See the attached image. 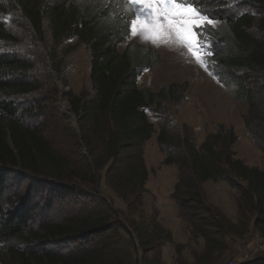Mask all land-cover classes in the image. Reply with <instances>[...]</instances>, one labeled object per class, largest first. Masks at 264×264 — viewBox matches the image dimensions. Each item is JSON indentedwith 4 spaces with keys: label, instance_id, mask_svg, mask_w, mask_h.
<instances>
[{
    "label": "trees",
    "instance_id": "16d2710c",
    "mask_svg": "<svg viewBox=\"0 0 264 264\" xmlns=\"http://www.w3.org/2000/svg\"><path fill=\"white\" fill-rule=\"evenodd\" d=\"M212 1L201 0V11H217ZM234 1L241 3L239 10L216 13L213 20L219 26L208 25L205 40L215 50L210 62L229 78L226 85L236 83L233 91L247 105L245 127L264 154V0ZM117 8L116 0H10L9 14L0 8V15L12 16L10 26L0 23V44L16 48L0 52V264H163L160 250L170 234L154 219L147 227L127 222L136 247L123 213L110 207L99 189L104 176L129 214L137 213L148 176L143 147L153 134L147 115L152 109L159 120L157 142L164 165L178 169L172 194L178 218L204 241L203 255L222 251L232 229L206 203L203 183L230 185L239 192V203L257 215L255 228L264 222V171L234 159L231 129L220 126L199 147L193 143L190 130L164 109L182 101L187 85L172 84L158 92L138 86L139 77L161 59L151 47L127 43ZM71 39L76 45L70 50L84 46L90 65L89 86L66 94L78 132L62 119L75 147L81 141L86 148L77 163L52 146L44 122H23L44 114L34 99L43 86L33 76L30 59L22 55L23 42L37 56L42 46L47 50L59 79L58 53ZM47 181L62 191L50 189L41 209L33 192ZM62 200L63 214L56 222L52 212ZM204 261L202 257L199 264Z\"/></svg>",
    "mask_w": 264,
    "mask_h": 264
},
{
    "label": "rangeland",
    "instance_id": "374dc122",
    "mask_svg": "<svg viewBox=\"0 0 264 264\" xmlns=\"http://www.w3.org/2000/svg\"><path fill=\"white\" fill-rule=\"evenodd\" d=\"M9 1L0 0V8L5 9L8 14ZM200 2L201 0H193L194 5L203 10ZM212 3L218 7V10L208 14L203 12L210 19L215 18L216 13L227 12V14H231L237 12L241 5V3L234 0H213ZM11 21V15H0V23H4L5 26H10ZM16 25L17 23L14 21L12 23L14 30H16ZM212 25L214 27L219 26L216 23ZM132 42L151 47L161 59L160 64L145 71L139 77L138 86L140 88L158 92L160 89H166L172 84L188 86L180 103H167L164 109L172 115L177 125H185L190 130L193 143L197 147L205 141L208 135L216 134L220 126L231 129L236 136L235 143L231 148L234 159L241 162L244 167L264 171V154L254 146L245 127L244 117L248 113L247 105L244 101H240L235 91H233L236 83L226 85L229 78L225 74L224 77L216 65L211 62L208 63V71H205L186 52L182 55L180 50H170L164 46L156 47L151 43L143 42L139 37L129 36L127 43ZM26 44V42L22 44V55L30 59V63L34 66L33 76L42 83L44 90V92L34 95V99L38 102L35 106L42 108L44 114L40 115L39 118L28 117L27 120H23V118L21 120L23 122H34V124L44 122L46 132L53 142L52 146L61 150L66 159L77 163V160H81L80 156L87 154L86 148L81 144V141H78L75 147V139L73 137L74 140H70V132L66 130L67 124L62 119H67L70 123L69 127L78 132L77 121L74 125L66 117V114L71 115L66 94L68 91L78 94L81 88L89 86L88 51L84 46H79L73 52L70 49L76 43L72 39L68 40L58 53L57 62L61 66L58 79L53 70V63L49 60L47 50L42 46L39 56H37L38 53ZM13 48L9 44H0V52L2 53H11L16 49ZM122 49L123 46H120L119 51H122ZM211 50L212 52L215 51L212 45ZM207 59L210 61V58ZM56 83L58 86L55 85ZM147 115L153 125V134L143 147L144 166L147 169L148 176L143 187L145 193L138 203L137 213L131 212L129 214L126 203L109 190L105 178L102 176L99 189L107 204L123 213L125 225L127 222L133 221L135 223L141 222L147 227L150 220L154 219L170 234V241L165 243L160 250V258L163 264H197V262L199 264L202 257L206 258L203 264H247L253 260L261 261V257L264 256V222L256 229L254 220L257 215L251 212L248 205L239 203V192L236 189L221 181L203 183V193L206 203L212 205L224 215L227 222L231 224L232 229L222 241L224 247L222 251H215L211 256L203 255L204 241L191 232L186 223L179 218L177 220L175 214L172 213L174 206L172 194L178 179V169L173 164L171 166L164 165L165 155L160 151L157 142L158 116L154 109ZM10 178H14L13 175ZM26 183L27 181L21 186L24 190L28 187ZM49 183L48 181L47 183L42 182L36 188L37 192H33L41 209L45 208L50 189L56 192L62 191L56 185L52 187ZM63 205L64 201L61 202V206H56L57 209L54 213L52 212L56 222L61 221ZM158 207L161 210V215ZM155 211L157 212L154 216ZM127 227L132 234L136 247H138L131 225L127 224ZM138 257L140 258V250Z\"/></svg>",
    "mask_w": 264,
    "mask_h": 264
},
{
    "label": "snow or ice",
    "instance_id": "6c2138e0",
    "mask_svg": "<svg viewBox=\"0 0 264 264\" xmlns=\"http://www.w3.org/2000/svg\"><path fill=\"white\" fill-rule=\"evenodd\" d=\"M125 31L156 47L190 54L208 71L207 59L214 53L205 40L207 26L217 23L196 7L193 0H116ZM126 8L127 11L123 9ZM117 15L113 13V17Z\"/></svg>",
    "mask_w": 264,
    "mask_h": 264
},
{
    "label": "water",
    "instance_id": "95a60500",
    "mask_svg": "<svg viewBox=\"0 0 264 264\" xmlns=\"http://www.w3.org/2000/svg\"><path fill=\"white\" fill-rule=\"evenodd\" d=\"M55 85L58 86L57 83ZM66 117H68L73 122L74 125L76 124L75 117H73L72 115H68V114H66ZM260 262L264 263V260H261Z\"/></svg>",
    "mask_w": 264,
    "mask_h": 264
},
{
    "label": "crops",
    "instance_id": "0c3cea01",
    "mask_svg": "<svg viewBox=\"0 0 264 264\" xmlns=\"http://www.w3.org/2000/svg\"><path fill=\"white\" fill-rule=\"evenodd\" d=\"M173 205H174V203H173ZM158 210H159L160 215H161V210H160L159 207H158ZM172 213L175 214V216H176V218H177V220H178V215H177V208H176V205L173 206V208H172Z\"/></svg>",
    "mask_w": 264,
    "mask_h": 264
},
{
    "label": "built area",
    "instance_id": "2783aa9c",
    "mask_svg": "<svg viewBox=\"0 0 264 264\" xmlns=\"http://www.w3.org/2000/svg\"><path fill=\"white\" fill-rule=\"evenodd\" d=\"M229 264H231V263H229Z\"/></svg>",
    "mask_w": 264,
    "mask_h": 264
}]
</instances>
